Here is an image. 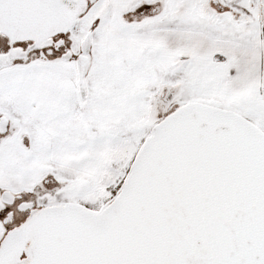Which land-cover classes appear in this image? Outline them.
<instances>
[{
  "label": "snow or ice",
  "instance_id": "1",
  "mask_svg": "<svg viewBox=\"0 0 264 264\" xmlns=\"http://www.w3.org/2000/svg\"><path fill=\"white\" fill-rule=\"evenodd\" d=\"M0 264H264V0H0Z\"/></svg>",
  "mask_w": 264,
  "mask_h": 264
}]
</instances>
